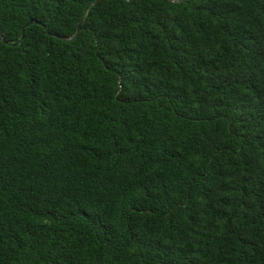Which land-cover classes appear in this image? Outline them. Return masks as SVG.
<instances>
[{"label": "trees", "instance_id": "16d2710c", "mask_svg": "<svg viewBox=\"0 0 264 264\" xmlns=\"http://www.w3.org/2000/svg\"><path fill=\"white\" fill-rule=\"evenodd\" d=\"M0 264H264V0H0Z\"/></svg>", "mask_w": 264, "mask_h": 264}, {"label": "water", "instance_id": "95a60500", "mask_svg": "<svg viewBox=\"0 0 264 264\" xmlns=\"http://www.w3.org/2000/svg\"><path fill=\"white\" fill-rule=\"evenodd\" d=\"M30 21H31V20L27 21L26 24H28ZM79 24H80V22H78V24H77V30H78V28H79ZM23 29H24V27H22V32H23Z\"/></svg>", "mask_w": 264, "mask_h": 264}]
</instances>
